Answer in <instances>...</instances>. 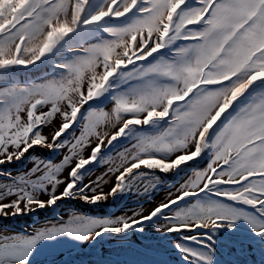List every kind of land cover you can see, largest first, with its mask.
I'll list each match as a JSON object with an SVG mask.
<instances>
[{"label":"snow or ice","instance_id":"snow-or-ice-1","mask_svg":"<svg viewBox=\"0 0 264 264\" xmlns=\"http://www.w3.org/2000/svg\"><path fill=\"white\" fill-rule=\"evenodd\" d=\"M187 2L180 0L177 5L176 0H110L106 9L84 23L125 16L138 4H143L140 9L143 18L121 29L106 28L114 39L87 48L75 61L60 65L68 73L63 79L31 89L0 91V163H3L20 159L37 145L56 148V141L76 122L81 109L107 91L110 78L122 67L144 61L178 39L195 41L180 49L177 61L153 64L139 72L143 76L159 73L173 83L149 85L134 98L120 97L111 114L88 113L86 126L71 145L70 152L81 150L91 142V137H97L98 143L90 157L78 160L69 173L73 179L66 184L50 173L44 176L53 185L63 184L59 194L53 188L50 198L41 200L23 181L10 191L8 185L0 184V215L22 214L74 196L90 203L100 202L125 190L130 178H138L133 177L134 170L144 167L168 172L199 157L206 149L214 151L213 161L206 170L196 172L175 196L170 195L167 202L158 204L148 214L135 215L123 223L102 225L97 234L123 233L185 198L204 192L264 213V99L243 108L226 120L214 137L210 136V131L233 103L254 82L264 81V0H195L191 10L180 12ZM87 3L88 0H26L19 11L12 14L6 7L5 15L0 16V68L28 66L39 61L58 41L76 30ZM198 24H203V28L190 27ZM31 93H35L34 99L29 98ZM10 99L19 102L9 104ZM57 113L63 122L53 136L36 131ZM125 113H146V116L123 121L110 137L107 132L98 131V126L106 122L114 121L113 125L121 122ZM169 117L170 126L166 131L142 139L131 151L119 155L118 165H111L110 171L118 175L110 191L99 188L103 183L100 180L77 187L75 178L80 169L96 160L105 141L123 136L130 125H146ZM163 151L177 152V156L170 161L141 156ZM13 193H18L19 198L4 202L5 196ZM240 216L247 218L245 212L227 204L212 201L205 206L197 200L194 207L177 212V222L169 223L167 230L173 233L211 230ZM251 222L255 224V219ZM256 230L258 235L264 236V224L257 225ZM185 239L203 244L200 236ZM34 243L35 240L27 242L29 247ZM4 246L13 249L10 253L13 259L23 255L18 250L22 247L21 241H7ZM180 250L189 264L192 260L205 264L206 258L191 249L182 247Z\"/></svg>","mask_w":264,"mask_h":264},{"label":"rangeland","instance_id":"rangeland-1","mask_svg":"<svg viewBox=\"0 0 264 264\" xmlns=\"http://www.w3.org/2000/svg\"><path fill=\"white\" fill-rule=\"evenodd\" d=\"M25 2L26 0H19L18 4L23 5ZM179 2L180 0H176L177 5ZM194 3L195 0H188L179 11L191 10L194 7ZM109 4L110 0H88V3L85 5V7L88 6L89 8L88 17L87 19L84 18L82 13L81 22L78 25L80 26L85 20L90 19L92 15L97 14L99 10L106 9ZM0 5H4L1 0ZM142 7L143 4H138L135 9L125 16H109L100 22L89 24L93 26L92 31L84 35L75 34L69 38L65 36L62 39V44L55 46L51 52L44 56V59L34 64L28 66L10 65L0 68V79H8L5 83L20 81L28 84L32 80H40L30 86L1 87L0 91L6 89H31L52 80L63 79L68 73L60 65L75 61L78 57L85 54V49L90 48L87 46V40L84 41V39H90L93 35H95L94 39H97L99 42L106 40V38L114 39L105 29H121L135 23L138 19L143 18V13L140 11ZM7 8L9 14H12L10 11L11 7L7 6ZM138 11L139 13H137ZM3 15H5V10H0V16ZM132 20L135 21L131 22ZM99 26L102 30L100 32L97 31V27ZM190 27L194 30H200L203 28V24ZM193 43L195 41L178 39L160 49L158 52L153 53L146 60L138 61L135 67L132 66L133 64L123 67L127 69L121 75L116 73L110 78L107 91L102 92L92 101H89L84 107L100 105L106 100L113 103L114 109L116 101L120 97L134 98L149 85L162 86L173 83L170 78L159 73H151L148 76H143L139 72L141 68H147L153 64L177 61L180 49ZM72 48H80L76 50L77 55L74 58H70V54L67 51ZM13 67L16 68L14 71H11ZM26 71L29 72L25 73ZM97 71L99 72L100 69H97ZM84 86L87 87V77H85ZM29 98L34 99L35 93L29 94ZM73 99H75V96ZM260 99H264V81L254 82L233 103L231 108L222 116L221 120L223 122L218 121L217 125L210 131V136L214 137L226 120ZM18 102L11 99L8 101L9 104ZM86 115V111L82 112L81 118L86 117ZM145 116L146 113L122 114L123 119H143ZM170 120L171 117L163 120H154L144 127L143 124L130 125L123 136L111 142L105 141L96 160L80 169L75 178L78 181L77 187L83 188L89 182L100 180L103 183L98 185L99 188L104 192L110 191L114 186L111 179L114 175L115 177L118 175V173L110 171V168L112 164H119V155L131 151L142 139L158 136L166 131L170 126ZM62 122L61 115L57 113L52 125L49 127V132L41 134L51 137ZM116 124L105 131L109 134V137L111 134L117 132L114 131ZM45 125L47 123L40 125L36 131L40 132ZM83 128L75 122L56 141L58 145L56 148L34 146L29 148L20 159L3 162L4 167L0 166V184L8 185L10 191L12 187L23 181L31 187L35 193V197L41 200H48L53 188L59 194L63 190V184L53 185L49 180H45L44 176L50 173L57 180L63 181L65 184L73 179L70 176L64 180L55 174L60 170L61 164L66 163L73 156L77 160L90 157L92 151L88 154L70 152L71 145L82 134L83 131L81 130ZM127 136L129 138L125 140ZM122 141L125 142L123 143ZM96 142L98 143V138ZM210 151V160L204 167H195L190 170L192 166L187 165L180 170L179 166L168 172L157 169L167 179L176 180L181 174H183V178L177 184L166 186L159 195L147 202L137 201L136 198H133L123 207H120V204L127 197V193L123 190L114 196H109L106 200L96 203L86 202L78 196H74L58 199L53 205L25 211L22 214L14 215L8 219L0 217V264H25V262H28V259H35L36 257L40 258L36 264H124L122 257L126 259L147 257L141 254L143 251V248L139 246L141 241H144L143 243L146 247H152L155 250L156 254H154V257L158 263L161 261H169L171 264H189L185 254L180 250L183 247L189 248L199 256L206 258L205 264H264V236L258 235L256 230L257 225L264 224V213L252 206L221 199L207 192L201 193L198 197L185 198L164 213L137 225L134 227V233L131 237L127 235L126 231L123 233L104 232L99 235L97 234L102 225L107 223H123L135 215L148 214L158 204L167 202L169 196H175L181 186L192 178L196 172L204 171L209 167L214 159V151L212 149ZM204 153L205 150L199 157L195 158L196 161H200ZM148 155L170 161L176 158L177 152L163 151L141 154V156ZM143 168L138 171L144 172ZM36 169L38 171H34ZM144 176L135 179L133 182L132 191L138 197L145 196L147 192H153L150 191L153 187V179L147 178L145 174ZM127 181L126 179L124 182L125 185ZM17 198L19 196L15 195L11 197V200ZM190 199H192V206L187 203ZM197 200L205 206L212 201L227 204L245 212L247 218L240 216L236 220L226 221L222 226L211 230L200 229L197 232L181 233L168 231L167 225L172 222H177L175 214L182 209L194 207ZM77 204L83 212L77 210L75 207ZM99 210V213H110L108 215L109 218L95 215ZM253 218L255 219V224L251 222ZM61 228L71 229V231H61ZM188 236H200L203 244L186 240L185 237ZM37 237L39 238L37 239ZM206 237H211V239H206ZM11 240L22 242V247L18 250L22 251L23 255L18 259H13L10 256L13 249L4 246L7 241ZM32 240H35V243L29 247L27 242ZM67 252L69 253L64 258ZM191 264H197V261L193 260Z\"/></svg>","mask_w":264,"mask_h":264},{"label":"bare ground","instance_id":"bare-ground-1","mask_svg":"<svg viewBox=\"0 0 264 264\" xmlns=\"http://www.w3.org/2000/svg\"><path fill=\"white\" fill-rule=\"evenodd\" d=\"M137 13H139V11ZM134 21L135 20H132L131 22H134ZM97 31L98 32L102 31L100 26L97 28ZM94 36L95 35L91 36L90 39H87V46L88 47H92V46L97 45V44H102L104 41L111 40L112 39V38H106V40L99 42V41H97V39H94ZM138 39H139V37H138ZM79 45H81V44L79 43ZM113 110H114L113 109V103L112 102H108L106 100L103 103H101L100 105L83 107L81 109L80 113L78 114V118L76 120V124L78 126L85 127L86 126V123H87V116H88V113L89 112H93V111H95V112L104 111V112H107V113L111 114V113H113ZM84 111L87 112V115H86V117L81 118L82 112H84ZM54 119H55V116L47 123V125H45L40 130V133L49 132V127L52 125ZM125 120H129V119L128 118H125V119L121 118V122H119V123L116 124L114 131H118L119 128L122 126L123 121H125ZM113 122L114 121H112L110 123L109 122H106V123H104L102 125H99L98 126V131L105 132L107 129H110L112 127V125H113ZM83 130H84V128L81 131H83ZM96 140H97V137H91L90 138V141L91 142L87 146H85L84 148H82L81 150H79L77 152L80 153V154H88L90 151L93 150V148H95V146L97 144ZM37 146H39V145H37ZM209 158H210V155H209V152L207 151L206 152V155H205V159L208 160ZM50 159H52V158H50ZM77 163H78V160H77L76 157L73 156L72 158H69L66 161V163H64V164L62 163L61 164V167H60V170H59L60 172L59 171L56 172L55 175L63 178L64 180L68 179L70 177L69 173L72 171V169L76 166ZM0 166L1 167H4V165L2 163H0ZM111 180H112L113 185H115V181H116L115 175L112 177ZM15 195H18L19 196L18 193H13V194L6 195L5 196V199L6 200L4 202L10 201L11 200V197H13ZM21 206L23 207V205H21ZM33 209H36V208H33ZM13 216L14 215H0V217H4L5 219H8V218L13 217Z\"/></svg>","mask_w":264,"mask_h":264},{"label":"trees","instance_id":"trees-1","mask_svg":"<svg viewBox=\"0 0 264 264\" xmlns=\"http://www.w3.org/2000/svg\"><path fill=\"white\" fill-rule=\"evenodd\" d=\"M1 2H3L4 5H0V10L4 11L7 6H10L11 7V10H10L11 13H15V12L19 11L20 6L22 5V4H18L19 0H1ZM89 31H90V29L83 28L82 31L79 32V34L84 35V34L88 33ZM75 32H77V28L72 33H69L67 36H72L73 34H75ZM60 41H58L57 44H59ZM40 60H42V58ZM15 68L16 67L11 68V71H14ZM26 72H28V71H26ZM7 80L0 79V88L5 87V86H11V87H16L19 85L26 86V84L24 82H19V81L1 84V82L7 81ZM143 170H144V172L143 171H137V172H143L147 176V178L149 177V178L153 179V181L155 182V188H156L155 194L159 193L165 186L171 184V182L169 180H167L162 175V173H160L159 171L147 169V168H143ZM143 173H139V174H141L143 177H145ZM179 181H182V177ZM130 184H131V182H130ZM130 184L127 186V190H129V188L131 187ZM150 191H154L153 187ZM100 215L103 216L104 218H109L108 215H102V214H100ZM143 242L144 241H141L140 245H139L141 248H143V251L141 254L143 256L146 255L147 257L128 258V259L122 257L124 264H161V263L156 262V260H155V257H154V254H156L155 250L152 247H146ZM68 253L69 252H67V254L64 255V258L68 255ZM39 259H40L39 257H36L35 259L32 258L31 260L28 259V262H25V264H36ZM52 259H54V258H52ZM138 260H140V261H138ZM15 264H21V263H15Z\"/></svg>","mask_w":264,"mask_h":264},{"label":"flooded vegetation","instance_id":"flooded-vegetation-1","mask_svg":"<svg viewBox=\"0 0 264 264\" xmlns=\"http://www.w3.org/2000/svg\"><path fill=\"white\" fill-rule=\"evenodd\" d=\"M87 27V26H86ZM92 25H89L88 26V28L90 29V32L92 31ZM98 28V27H97ZM79 31V29H77V32ZM87 39H84V41H86ZM83 41V42H84ZM81 42V41H80ZM81 44V43H80ZM78 49H80V48H75V52L70 56V58H74L76 55H77V53H76V50H78ZM127 68H121V69H119L118 71H117V74H119V75H121L125 70H126ZM105 92V91H104ZM103 92V93H104ZM104 102V101H103ZM130 140H131V137H130ZM122 142H125V141H122ZM121 143V142H120Z\"/></svg>","mask_w":264,"mask_h":264},{"label":"water","instance_id":"water-1","mask_svg":"<svg viewBox=\"0 0 264 264\" xmlns=\"http://www.w3.org/2000/svg\"><path fill=\"white\" fill-rule=\"evenodd\" d=\"M205 163H206V161H202V162H200V165L203 166V165H205Z\"/></svg>","mask_w":264,"mask_h":264}]
</instances>
